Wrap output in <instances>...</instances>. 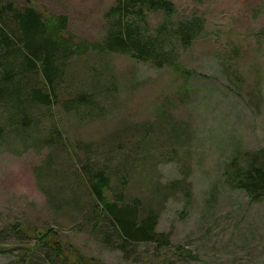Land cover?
<instances>
[{
	"label": "rangeland",
	"instance_id": "374dc122",
	"mask_svg": "<svg viewBox=\"0 0 264 264\" xmlns=\"http://www.w3.org/2000/svg\"><path fill=\"white\" fill-rule=\"evenodd\" d=\"M13 1L33 4L45 17L68 16L65 36L77 45L102 40L115 3ZM172 1L177 18L206 19L205 32L175 66L94 52L73 58L72 80L62 84L53 110L71 153L60 143L43 145L54 136L50 124L44 141L35 132L28 141L12 134L0 140V264H46L35 234L50 229L87 264H264V200L223 177L234 158L247 166L264 152V0ZM81 94L94 107L62 109ZM77 142L92 145L94 169L124 176L127 200L160 211L158 231L170 236L169 245L128 244L124 254L116 235L110 245L103 241L111 228H95L93 201L75 180L89 151ZM182 180L191 187L166 188Z\"/></svg>",
	"mask_w": 264,
	"mask_h": 264
},
{
	"label": "trees",
	"instance_id": "16d2710c",
	"mask_svg": "<svg viewBox=\"0 0 264 264\" xmlns=\"http://www.w3.org/2000/svg\"><path fill=\"white\" fill-rule=\"evenodd\" d=\"M176 14L178 9L172 0H115L105 14L107 32L102 40L77 45L72 36H65L68 16L50 13L45 17L33 4L22 6L13 0H0V140L12 134L18 140L28 141L30 133L34 137L35 132L44 141V125L50 124L54 136L43 145L60 143L71 153L73 149L63 142L65 137L53 110L60 105L62 84L72 80L68 72L73 58L94 52L128 55L159 69L175 66L181 50L191 47L205 32L206 22L197 13L185 18H177ZM152 16H158L156 22H152ZM89 97L81 94L73 98L75 102L63 103L62 109L78 111L83 105L91 107ZM178 136H181L179 132L173 137ZM75 148L89 150L86 151L88 164L75 173V180L83 184L93 201L89 215L91 220H96L95 228L103 222L111 228L103 235V241L110 245L116 235L121 240L117 247L124 254L128 244L161 241L169 245L170 236L158 231L160 211L151 204L142 206L138 200H127L122 190L126 181L118 172L109 173L106 166L97 169L90 166L91 144L77 142ZM258 153L247 166L234 158L223 173L230 188L244 190L255 201L264 200V152ZM114 177L119 182L116 186L112 184ZM181 186L191 187V184L182 180L166 188L177 192ZM187 195L192 196L190 188ZM35 235L46 250V264H87L76 248L63 245L57 231L50 229ZM24 262L22 258L16 264Z\"/></svg>",
	"mask_w": 264,
	"mask_h": 264
}]
</instances>
